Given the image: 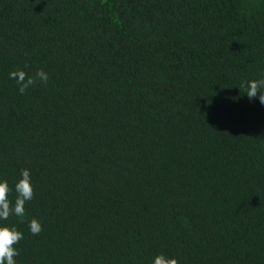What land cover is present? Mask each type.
Here are the masks:
<instances>
[{
    "label": "trees",
    "instance_id": "16d2710c",
    "mask_svg": "<svg viewBox=\"0 0 264 264\" xmlns=\"http://www.w3.org/2000/svg\"><path fill=\"white\" fill-rule=\"evenodd\" d=\"M258 79L264 0H0V180L13 206L22 169L34 188L0 220L17 264H264Z\"/></svg>",
    "mask_w": 264,
    "mask_h": 264
},
{
    "label": "clouds",
    "instance_id": "9594fccd",
    "mask_svg": "<svg viewBox=\"0 0 264 264\" xmlns=\"http://www.w3.org/2000/svg\"><path fill=\"white\" fill-rule=\"evenodd\" d=\"M9 78L16 81L19 86L18 91L21 94H24L28 88L34 86L38 81L47 84L49 79L48 74L43 69L37 70L32 76H29L22 69H16L9 73ZM241 87L246 89V96L250 101L258 99L259 103L264 106V79L246 81L241 84ZM20 177L15 184L17 197L14 206L9 200L12 189L9 187L8 181L0 180V220H8L11 215L24 217L25 204L34 197L30 170L22 169ZM28 226L34 236L39 235L43 230L41 222L36 218H32ZM23 238V233L15 226H0V264H17L16 257L20 253L16 245ZM152 264H179V262L176 258L167 257L161 253L154 257Z\"/></svg>",
    "mask_w": 264,
    "mask_h": 264
}]
</instances>
